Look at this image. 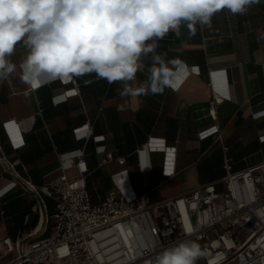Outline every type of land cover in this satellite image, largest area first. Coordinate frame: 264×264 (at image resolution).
<instances>
[{
  "label": "crops",
  "instance_id": "1",
  "mask_svg": "<svg viewBox=\"0 0 264 264\" xmlns=\"http://www.w3.org/2000/svg\"><path fill=\"white\" fill-rule=\"evenodd\" d=\"M180 33L177 37L170 32L158 41L157 52L167 63L163 71L167 86L157 94H136L150 75L151 55L143 58L145 68L130 82L133 91L127 95L121 94L122 83L109 84L94 74L37 90L23 83L19 71L0 83V151L10 162L20 160L15 172L39 188L61 174L59 155L65 162L71 152L83 149L92 203L102 200L113 187L112 175L122 168L136 193L147 191L151 202H157L209 182L220 189L225 174L223 147L232 170L264 161V116L257 114L264 109V0L245 15L225 9L212 17L211 27L198 25L191 34L182 26ZM24 55L18 46L11 60L18 65ZM180 66L190 70L184 79ZM209 70L225 71L230 94L212 108ZM68 90L75 93L67 95ZM8 120L18 126L24 142L17 150L2 127ZM84 124L92 131L88 140L73 133ZM213 125L218 126L219 139L218 133L198 138L200 131ZM94 136L103 140L94 142ZM149 138L176 146L175 172L169 178L162 176L163 153L139 154ZM98 146L115 158L124 157V165L115 160L102 164L104 154ZM143 163L148 169H140ZM76 174L75 169L68 171L71 177ZM52 213V200L38 189H25L0 161V241L32 231L29 240L47 236ZM6 260L1 257L0 264ZM197 264H204L203 257Z\"/></svg>",
  "mask_w": 264,
  "mask_h": 264
},
{
  "label": "built area",
  "instance_id": "2",
  "mask_svg": "<svg viewBox=\"0 0 264 264\" xmlns=\"http://www.w3.org/2000/svg\"><path fill=\"white\" fill-rule=\"evenodd\" d=\"M179 72L184 79L190 70L180 66ZM225 74L208 71L210 108L230 97ZM74 91L68 90L67 95ZM257 114L264 116V109ZM2 127L13 150L23 146L19 128L12 120ZM218 132V126L213 125L200 131L198 138ZM73 133L86 140L92 136L89 124L75 128ZM92 139L101 142L103 136ZM97 149L104 154L102 164L115 160L124 165V157L115 158L104 146ZM226 150L223 147L225 174L219 180L220 189L209 182L151 202L147 191L136 193L131 188L128 171L122 168L112 175L113 187L98 203L91 202L87 191L88 167L83 149L71 152L65 162L59 155L61 174L39 188L15 172L18 158L10 162L0 151L1 163L25 189H38L53 202L52 231L33 240L29 239L34 231L16 239L3 238L0 258H7L3 264H151L163 248L181 240H195L205 253L204 264L230 260L236 264H264V161L235 171ZM150 152L163 153L164 178L174 174L176 146L166 144L164 139L149 138L139 154ZM148 167L143 163L140 169ZM71 169L77 171L75 176L68 175Z\"/></svg>",
  "mask_w": 264,
  "mask_h": 264
},
{
  "label": "clouds",
  "instance_id": "3",
  "mask_svg": "<svg viewBox=\"0 0 264 264\" xmlns=\"http://www.w3.org/2000/svg\"><path fill=\"white\" fill-rule=\"evenodd\" d=\"M262 0H0V83L19 71L24 84L37 90L56 81L67 83L94 74L109 84L122 83V95L144 70L150 75L136 93L163 91L167 63L158 41L182 26L195 34L211 27L222 10L245 15ZM25 50L19 65L11 60ZM159 73V76L157 75ZM205 255L195 240L163 248L151 264H197Z\"/></svg>",
  "mask_w": 264,
  "mask_h": 264
},
{
  "label": "rangeland",
  "instance_id": "4",
  "mask_svg": "<svg viewBox=\"0 0 264 264\" xmlns=\"http://www.w3.org/2000/svg\"><path fill=\"white\" fill-rule=\"evenodd\" d=\"M197 242V241H196ZM199 244H200V246H201V243L200 242H198ZM200 259H198V261H199Z\"/></svg>",
  "mask_w": 264,
  "mask_h": 264
}]
</instances>
